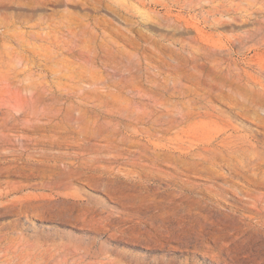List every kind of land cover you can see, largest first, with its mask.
<instances>
[{
  "label": "rangeland",
  "instance_id": "374dc122",
  "mask_svg": "<svg viewBox=\"0 0 264 264\" xmlns=\"http://www.w3.org/2000/svg\"><path fill=\"white\" fill-rule=\"evenodd\" d=\"M115 1L131 8L126 17L133 25L95 8L89 0H54L39 8L0 4V56L10 58L6 51L16 50L28 56L34 63L30 81L37 85L23 89L25 80H2L0 100L9 95L20 100L24 91H68L63 90L67 79L43 69L39 57L24 51L13 37L17 34L26 33L30 43H42L36 34L49 32L56 35L53 42L64 47L87 44L95 50V70L104 72H111L112 59L122 56H131L145 71L146 63L157 59L144 39L156 38L164 47L177 50L179 46L170 41L195 34L173 33L172 26L160 18L177 13L173 1L167 7L156 0H145V7L135 0ZM81 19L88 24L87 32H92L86 44L72 33L77 28L73 23L80 24ZM249 27H223L208 33L217 40V35L240 34ZM104 37L108 45L102 44ZM250 46L233 47L223 53V60L232 69L235 65L245 68L261 80L263 76L253 68L264 67V48L255 51ZM203 62H198L197 74L207 88H215L224 76ZM168 73L163 70L160 76ZM203 92L226 131L219 132L202 118L186 126L177 135L184 146L195 150L203 146L217 160L214 165L179 167L178 173L173 171L176 129L156 141L145 130L154 131L157 126L124 111L139 114L148 106L165 114V107H154L148 100L129 103L131 93L123 92L120 102L111 99L102 106L84 100L80 119L76 110H66V101L58 119L42 120L34 128L24 124L23 112L18 113L17 124L9 125L0 139V264H264V221L258 222L260 215L253 206L264 200V183L240 171L238 159L244 156L231 151L228 144L245 136L264 148V130L236 109L241 106L264 116L257 108L264 104V91L258 86L233 85L232 90ZM59 97L67 99L65 94ZM191 98L192 92L172 100L192 107ZM26 104L30 108L33 103ZM170 109L173 118V106ZM153 143L162 144L158 155L152 153Z\"/></svg>",
  "mask_w": 264,
  "mask_h": 264
},
{
  "label": "bare ground",
  "instance_id": "6f19581e",
  "mask_svg": "<svg viewBox=\"0 0 264 264\" xmlns=\"http://www.w3.org/2000/svg\"><path fill=\"white\" fill-rule=\"evenodd\" d=\"M52 1L54 0H0V4L17 2L31 8H39ZM72 1L79 2L80 0ZM89 1L95 8L111 13L114 18L122 20L127 25H133L131 20L126 17L131 11V8L126 4L118 3L115 0H109L110 2H104L103 0ZM135 1L142 7L147 4L145 0ZM169 1H173V9H176L177 13L173 14V17L167 15L160 18L165 24L172 26L173 33L188 34L194 31L195 34L170 41V45L179 46L177 50L164 47V44H161L160 40L156 38L144 39L145 47L157 59L156 61L148 60L150 62L146 63L145 71H142L136 65L131 56L112 59L113 67L111 72H104L102 69L95 70V50L86 44L87 38L92 32H87L86 27L88 24L83 23L82 19L80 24L73 23L78 29L73 26L72 33L82 39L83 43L86 44L85 47L78 45L61 46L58 42H53L52 37L54 38L56 35L49 32L36 34V38L41 40L42 43L28 42L26 33L13 36L20 46L23 47L24 51L32 52L33 55L39 57L43 63V69L57 78H66L67 82L63 84V90L68 88V91H24L25 96L20 100L13 95L0 100V139L4 138V131L8 130L9 125L14 126L17 124V116L20 112H23L22 115L25 117L26 122L24 124L29 123L34 128L40 126L42 120L43 122L52 123L58 119L64 109L62 105L66 101L68 102V109L66 108V110H76L78 113L77 119H80L84 115V100L93 101L96 105L102 106V104L108 103L111 99L120 102L122 93L125 92L133 94L130 97L131 99H127L129 103L136 99L141 101L148 100L154 107L158 104L165 107V114L161 113L162 111L158 113L146 105L139 114L130 111L128 108H125L124 111L130 113L129 117L136 114V120L157 126L158 129L154 131L149 128L145 130L147 137L156 141L165 139V134L171 129H176L173 131L174 173H178L177 169L179 167L184 169V167L188 168V166L214 165L217 157L215 154L210 155L211 151L209 149L203 146L197 150L190 146L185 147V142L179 140L177 135L181 131L183 132L186 126L195 124L197 118H202L200 119L201 121L214 124L219 129V132L225 133V126L219 125L216 120L219 118V114L213 110L211 105L207 104L208 95L203 91L232 90L233 85H243L245 88L249 87L252 89L258 86L260 91H264V67L262 65L258 64L253 68L260 77L263 76L261 80L258 77V80H256L245 68L235 65L232 69L231 64L223 60V53H227L235 46L243 47L251 44L249 49L255 51L264 48V0H156L157 3L160 2L164 7L168 6ZM246 25L250 27L243 30L240 34L230 36L217 35V40H215V36L212 33H208L211 29L217 30L223 27ZM127 31L130 32L131 29L128 28ZM120 32L125 35L124 32ZM219 39H223L224 42H218ZM101 40L103 45H108L105 37ZM5 49L9 48L5 47ZM65 51L68 55H64ZM5 54L11 57L4 58L2 55L0 56V81L8 82L10 79V81L25 80L28 83L23 89H35L37 85L30 81L34 76L32 72L34 63L31 62L30 58L17 50L13 52L6 51ZM141 55L148 59L146 54ZM201 61H204L203 63L205 64L211 63L212 68L220 76H224V79L218 82L215 88H207L201 76L197 74V64ZM13 63H16L17 66ZM53 64L61 66L54 67ZM223 64H226V66H223ZM163 70H168L169 73L160 76ZM19 76H23L22 79H18ZM81 83H84V85ZM191 92L193 95L191 101L194 102L192 107H186V101L172 100V97H189ZM62 94L67 96L66 100L59 97ZM28 102L33 103L30 108L27 107L26 103ZM172 106L173 118L170 115L172 110L170 107ZM184 106L186 109H184ZM257 108L264 113V104L257 106ZM236 109L243 117L251 120L264 130V116L258 113H249V109L241 106H236ZM164 119L169 120L162 122ZM162 125H166L167 128H159ZM240 143L241 145H238ZM228 144L231 151H241L242 156H244L242 159H238L241 164L240 171L264 183V148H261L257 141L250 143L245 136L235 137L229 140ZM161 145L153 143L152 153L154 155L159 154L158 149L161 148ZM237 146L239 147L236 148ZM221 157L224 158L225 156L221 154ZM150 160L153 161L154 158L150 157ZM253 206L256 214L260 215L258 222L261 223V221H264V200L253 203Z\"/></svg>",
  "mask_w": 264,
  "mask_h": 264
}]
</instances>
